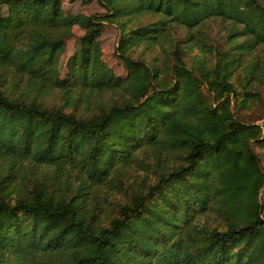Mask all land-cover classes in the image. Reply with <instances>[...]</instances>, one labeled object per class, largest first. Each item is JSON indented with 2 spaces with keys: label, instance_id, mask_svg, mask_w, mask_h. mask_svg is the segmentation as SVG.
Segmentation results:
<instances>
[{
  "label": "trees",
  "instance_id": "obj_1",
  "mask_svg": "<svg viewBox=\"0 0 264 264\" xmlns=\"http://www.w3.org/2000/svg\"><path fill=\"white\" fill-rule=\"evenodd\" d=\"M96 1L104 14L0 0V79L25 87L0 89V264H264V126L236 115L260 99L258 58L241 63L264 45V0ZM217 19L238 29L230 48L206 40ZM106 24L120 32L126 78L102 60ZM75 25L85 32L62 77ZM194 47L214 61L189 65ZM138 49L157 50L148 61ZM54 92L61 103L46 106ZM140 153L156 179L103 220L102 187L142 167Z\"/></svg>",
  "mask_w": 264,
  "mask_h": 264
},
{
  "label": "rangeland",
  "instance_id": "obj_2",
  "mask_svg": "<svg viewBox=\"0 0 264 264\" xmlns=\"http://www.w3.org/2000/svg\"><path fill=\"white\" fill-rule=\"evenodd\" d=\"M63 10L66 14H83L85 16H93V15H102L105 13L104 8L98 1H93L91 3H84L82 1H75L72 2L71 0H63L62 3ZM3 13L8 12V7L3 6L2 7ZM156 19V18H155ZM152 16H149L147 20L154 21L155 20ZM146 21V20H145ZM238 29H234L233 24L226 20L217 19L216 21L210 23L207 25V28H205V34H207L206 40L210 45H213L214 47L217 46V44H220L224 48H230L234 45L233 41L229 42V36L234 31H237ZM85 30L80 27L79 25H75L73 28V33L70 38H68L65 42V50L63 52V55L61 57L60 62V72L62 77H65L67 74V62L68 60L80 50V41L79 39L84 34ZM186 32H179V38H183L184 34ZM120 38V32L116 28L115 25L112 24H106L103 30V33L100 37V46L102 50V60L104 63L107 64L108 67L113 69L121 78H126L128 75V70L122 63V61L118 58L116 53V48L119 42ZM244 41V38H237L234 42H240L242 43ZM183 45H187L186 43H183ZM157 50V49H156ZM155 50V51H156ZM141 52V49H138L135 53V56L143 57L148 61H151V58L156 54V52ZM254 57L258 58V61L260 63V68L258 69L259 74L261 75V79L258 81H254L251 83L250 90L251 91H257L260 93V99L255 102L250 108H243L239 109L236 112V115L239 119L249 122V123H257L262 126H264V67L262 68L264 64V45L261 44L258 46V48L251 54L250 56L245 55L242 57L243 62L241 63V67H244L247 65V61H251ZM185 58L189 65H194L196 61L199 59H208L213 60L214 57H212L211 53H208L205 55L203 51H201L199 48L194 47L193 49H186ZM254 60V59H253ZM9 79L6 81L1 82L0 79V89H3L2 84H8L6 87V92L9 90L13 91L14 93L20 94L22 91H24L25 87L24 84H20L18 86H14L12 80V76L9 75ZM243 70L242 68L235 74V82L238 84L243 83ZM204 94L208 98L209 101H213L212 94L208 91V89L204 88ZM40 96V95H39ZM31 97L33 98V94H31ZM41 97V96H40ZM61 94L58 93H51V95H46L44 98H42L43 103L46 106L52 107L53 105H58L61 103L60 101ZM78 109L81 113H85L90 115L92 110L87 108V105H85L83 102L80 103L78 106ZM90 112H87L89 111ZM254 149L256 153L258 154L261 165L264 168V146H259L257 144L254 145ZM139 158H143L144 164L141 167L140 164H133L130 167L125 168L122 170V175L120 177L121 184L117 186L116 183L114 184H107L102 187V190L100 193L106 194V201L103 200L104 204L107 208V212L103 216V220L107 219V215H112V212L115 210V206L118 201H123L127 197V193L132 192L133 189L141 188L145 184L151 183L156 179L155 171L157 170L153 165L152 167L148 168L147 164L145 162H152L149 161L145 154L140 153ZM17 181H20V178H16ZM123 187V188H120ZM104 198V199H105ZM261 201L264 205V189L261 192L260 195ZM102 199V198H101Z\"/></svg>",
  "mask_w": 264,
  "mask_h": 264
}]
</instances>
